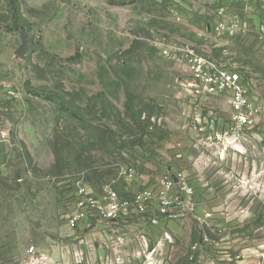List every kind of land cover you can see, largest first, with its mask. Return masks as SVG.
I'll list each match as a JSON object with an SVG mask.
<instances>
[{"label": "rangeland", "instance_id": "1", "mask_svg": "<svg viewBox=\"0 0 264 264\" xmlns=\"http://www.w3.org/2000/svg\"><path fill=\"white\" fill-rule=\"evenodd\" d=\"M16 3L0 0V264H264V7ZM220 7L249 29L211 30ZM185 48L238 69L257 108L248 127L227 93H196ZM178 173L187 216L68 225L77 181L99 192L114 178L129 198Z\"/></svg>", "mask_w": 264, "mask_h": 264}, {"label": "built area", "instance_id": "2", "mask_svg": "<svg viewBox=\"0 0 264 264\" xmlns=\"http://www.w3.org/2000/svg\"><path fill=\"white\" fill-rule=\"evenodd\" d=\"M244 8L259 4L264 0H232ZM224 7L218 10V19L211 30L218 35L225 32H246L249 22L237 15L227 16ZM264 39V25L258 30ZM185 63L195 82V91L202 95L227 93L235 110L234 119L239 127H248L257 108L248 100L246 88L240 72L209 60L193 48H185ZM6 133H1L4 138ZM0 137V138H1ZM129 170V176L133 175ZM74 208L68 216V225L76 226L81 220L94 218L107 222L137 221L144 225H156L161 221L187 216L194 211L195 199L192 186L181 174L158 178L153 185L144 186L126 198L120 194L117 179L109 178L101 191L95 192L84 182L75 184ZM121 261V257H116Z\"/></svg>", "mask_w": 264, "mask_h": 264}, {"label": "water", "instance_id": "3", "mask_svg": "<svg viewBox=\"0 0 264 264\" xmlns=\"http://www.w3.org/2000/svg\"><path fill=\"white\" fill-rule=\"evenodd\" d=\"M28 49H29V40L27 37L24 36L22 37L20 46L15 50V54L19 58H23L26 52L28 51Z\"/></svg>", "mask_w": 264, "mask_h": 264}, {"label": "trees", "instance_id": "4", "mask_svg": "<svg viewBox=\"0 0 264 264\" xmlns=\"http://www.w3.org/2000/svg\"><path fill=\"white\" fill-rule=\"evenodd\" d=\"M10 8L14 11L18 10V5L16 3V0H7Z\"/></svg>", "mask_w": 264, "mask_h": 264}, {"label": "crops", "instance_id": "5", "mask_svg": "<svg viewBox=\"0 0 264 264\" xmlns=\"http://www.w3.org/2000/svg\"><path fill=\"white\" fill-rule=\"evenodd\" d=\"M162 222V221H161Z\"/></svg>", "mask_w": 264, "mask_h": 264}]
</instances>
